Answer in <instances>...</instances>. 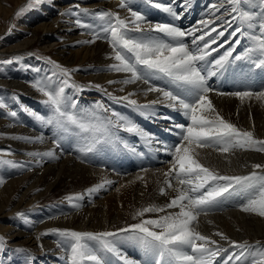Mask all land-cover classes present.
Listing matches in <instances>:
<instances>
[{
    "label": "snow or ice",
    "instance_id": "6c2138e0",
    "mask_svg": "<svg viewBox=\"0 0 264 264\" xmlns=\"http://www.w3.org/2000/svg\"><path fill=\"white\" fill-rule=\"evenodd\" d=\"M44 2L45 0H28L16 15L20 16ZM147 2L169 14L174 21H178L183 14L174 9L176 0H172L170 4H164L161 0ZM180 6L186 9L190 6L189 0H180ZM76 7L78 11L69 9L60 15L74 17L72 22L75 25L91 31L92 39L83 43L107 40L113 53L110 59L115 61L108 69L129 74L121 83L127 85L142 82L147 85L145 95L158 93L159 97L139 104L137 100L131 99L135 93L116 96L105 91V94L117 103L126 102L146 119L172 121L171 127L165 131L175 135L178 142L170 144L160 140L130 117L99 101L94 102L93 108H81L79 98L67 96L65 88L71 86L81 93L85 88L70 84L72 72L47 57L43 59L58 72L45 74L30 83L31 87L46 98L42 103L51 110V115L45 118L33 110L25 108V111L45 126H52L56 130L52 138V144L56 148H60L66 138L77 137L81 157L85 158L98 152V146L104 143H125L120 136L121 130L140 137L149 146V150L171 157L166 161L169 167L162 173L164 180L159 194L167 196L169 190H172L176 195L164 206L151 205L137 210L133 219L140 218L138 223L115 231L50 228L41 235L57 234L63 238L60 246L63 248L66 264H141L119 246L118 242L122 238L134 242L152 255L154 264H217V258L222 253H228L229 249L232 251L223 260V264H264V243L236 241L219 230L211 235L199 230L201 216H208L222 209L237 193L244 194L243 201L237 205L241 212L264 218V163H252V171L247 175H225L203 163L200 158L201 151L206 149L220 154L229 163L230 157L237 151L264 153V140L256 139L252 131H242L225 119L209 98V94L215 92L217 96L235 97L241 102L245 99L264 101V82L257 84L253 81L242 85L243 90L238 88L231 92L217 90L210 83L211 78L224 75L227 68L236 61H247L250 65L249 72L264 69V0H216L208 6L206 17L197 21L198 26L188 29L173 21H153L146 14L134 10L129 0H119V7L127 9L129 18H121L119 13L113 11L89 13L87 9H83L84 13L96 15L104 21V26L99 28L82 20L79 6ZM233 25H236L234 29ZM230 29L232 30L229 32ZM226 33L227 38L221 42ZM244 36H248L250 46L242 54L233 56ZM186 37H191V43L186 42ZM225 45L228 47L225 48ZM220 49H224L222 54H219ZM213 53H218V56L213 57ZM21 60V56H15L0 61V64ZM30 68L31 66H26V70ZM33 70L40 71L38 68ZM155 80L162 81V86L154 83ZM108 83L117 81L110 80ZM91 87L101 88L100 85L90 83L89 88ZM257 87L260 90H255ZM158 104L182 113L187 123H176L173 117L158 113L155 107ZM6 107L4 102H0V109ZM101 109L103 112L99 111ZM8 115L16 118L17 112L9 110ZM11 139L29 143L43 142V137L12 136ZM154 144L157 147L153 148ZM0 153L13 154L11 148L0 149ZM27 155L32 159L25 162L8 159L0 163L32 171L34 166H42L46 157L57 158L54 151H30ZM140 171L143 175H138L136 180L143 181L147 187L146 175L150 169L142 167ZM4 183L5 179L0 177V185ZM105 183L111 185L112 182ZM103 187L104 185H98L88 189L86 194L91 196ZM67 199L73 207L78 208L80 204L77 201H81L83 196ZM168 209L179 211L169 212ZM146 213L163 215L145 219L143 217ZM16 216L27 220L22 212H18ZM208 223L211 224L212 221L209 220ZM213 237H218L219 240ZM221 242H226L228 247ZM5 246V238L0 236V251ZM109 254L116 258L115 261Z\"/></svg>",
    "mask_w": 264,
    "mask_h": 264
},
{
    "label": "bare ground",
    "instance_id": "6f19581e",
    "mask_svg": "<svg viewBox=\"0 0 264 264\" xmlns=\"http://www.w3.org/2000/svg\"><path fill=\"white\" fill-rule=\"evenodd\" d=\"M22 1L0 0L2 17L10 16L14 7H17ZM52 1L51 3L55 5L46 13L55 12L54 19L48 22L46 20L50 18L49 16L42 17L45 12L42 15L39 14L38 17L42 18L39 21L43 20L44 22L42 21L41 24L31 28L30 35L26 38H23V35L20 39L14 34L16 38L13 41L16 43L0 49V56L22 52L26 55L27 60L34 63L40 60L29 55L28 47L33 48L39 45L46 53L54 52L53 57L59 61L58 63L73 68V75L78 84L84 81L86 84L101 86L100 89L95 87L89 89L88 94H96L99 101L102 100L106 103L105 105L116 112L130 117L149 133H154L160 140L168 143L175 142L176 136L165 131L166 128H170L172 121L146 119L126 102L117 103L105 94V91L116 96H123L130 92L135 93L131 99L137 100L139 104L148 103L159 97L158 93L145 95L144 89L147 85L142 82L138 81L135 84L127 85L121 83L129 74L116 73L108 69V66L115 62L110 59L113 53L108 41L99 39L94 43H83L92 39L91 31L80 29L82 31L80 34L73 26L72 21L65 17L62 18L60 15L72 6L60 7L59 5L57 7L62 0H59L60 2ZM161 2L170 4L169 0H161ZM189 2L190 6L185 9L180 6V0H176L173 7L177 12L183 14L178 21H174L173 17L154 8L147 0H129V4L134 10L146 14L149 19L173 21L184 29L198 26L197 21L206 17L208 6L216 0H189ZM82 3L87 5L89 13L113 11L119 13L121 18L130 16L127 9L119 7V0H82ZM145 5L146 8H144ZM46 9L42 7L39 10ZM37 13L39 12L37 11ZM29 14L30 17L28 15L27 19H31L30 23L38 21L37 18L31 16L33 13ZM93 19L89 23L94 24L97 28L104 26V21L98 16ZM235 27L236 25H233V29ZM48 32H52V36H54L53 43H49L53 39H50L51 36ZM227 36L226 33L225 37L221 38V42ZM57 39H61L60 46ZM185 40L191 43V37H186ZM234 40L235 38H233V43ZM249 42L251 41L248 36H244L241 38V44L236 48ZM227 47L228 45H225V48ZM223 51L224 49H220L219 54H222ZM217 56L218 53H213V57ZM16 74H22L24 78L15 79ZM35 79L36 77L29 71L25 74L11 66L0 74V84L8 90L6 95L0 94V102L7 105L6 108L0 109V149L11 148L13 153L12 155L0 154L15 162L32 159L27 155L30 151L41 153L54 151L57 158L46 157L42 166H34L32 171L0 164V177L5 179V183L0 185V236H3L6 241L4 250L0 251L3 253H0V264H66L65 254L60 246L63 238L57 234L41 235V233L47 232L50 228L90 232L115 231L138 223L140 218L133 219L137 210L151 205L164 206L176 195V192L172 190H169L167 196L159 194V188L163 186L164 180L162 173L169 167L166 161L171 157L162 152L149 150V146L144 140L133 136V134L121 130L120 136L125 143H104L98 146L100 149L98 152L90 154L87 158L81 157L78 138L75 136L66 138L62 141L61 147L56 148L52 144L53 133L56 130L51 126H45L30 116L28 111H25V108L33 110L45 118L51 115H49L50 109L42 103L46 98L31 87L30 82ZM262 79L264 81V76ZM110 80L117 81V83L109 84ZM153 82L161 86L163 84L160 80ZM210 83L215 88L214 81L210 80ZM13 89L17 90L16 95L12 92ZM69 90L66 95L75 98L76 95L72 90L76 92V88ZM160 98L162 99V97ZM209 98L225 119L234 123L242 131H252L256 139L264 140V101L245 99L241 102L235 97L217 96L215 92L210 93ZM88 104L89 108L95 107L93 102L89 101ZM155 107L158 113L171 115V117L176 116L181 119L178 123H187L182 113L165 107L164 104H158ZM9 110L16 111L17 117H10ZM166 110L170 114L166 113ZM99 111L103 112L102 109ZM151 120L155 122L153 123ZM12 136L43 137V142L29 143L24 140L11 139ZM153 147H157V145L154 144ZM133 148L135 151H132ZM200 158L203 163L225 175H247L252 171V163H264V153L255 151H237L230 157V163L210 149L202 150ZM120 162L123 163L120 164ZM159 164L160 166H158ZM142 167L150 169L146 175L147 187L144 186L143 181L136 180L138 175H143L140 171ZM106 181H111V185L105 183ZM98 185H104V187L91 196L86 194L88 189L96 188ZM240 194L244 199V194ZM81 195L83 199L77 201L80 204L78 208L73 207L67 199ZM242 201L236 200L234 204L227 202L222 209L214 211L208 216H201L199 230L209 235L219 230L236 241L247 240L249 243L256 241L264 243V218L241 212L237 205ZM168 211L175 212L179 209H168ZM18 212L24 213L27 220L17 218ZM158 215H163V213H146L143 218H156ZM209 220L212 221L211 224L208 223ZM38 236H40L39 240ZM213 238L219 240L218 237ZM118 243L126 250L129 257L140 261L141 264L144 262L154 264V257L147 254L134 242L122 238ZM221 243L228 247L226 242ZM15 246H20L26 251L13 256L11 251ZM231 251L232 249H229L228 253H222L217 258V264L220 263L221 258L225 259ZM5 252L6 254H4ZM109 256L115 261V257H111V254Z\"/></svg>",
    "mask_w": 264,
    "mask_h": 264
},
{
    "label": "rangeland",
    "instance_id": "374dc122",
    "mask_svg": "<svg viewBox=\"0 0 264 264\" xmlns=\"http://www.w3.org/2000/svg\"><path fill=\"white\" fill-rule=\"evenodd\" d=\"M51 2H53V1L52 0H45V2L42 5L36 6V7L32 8V9H28L27 11H25L20 16H17L16 13L18 12V10L21 9L22 7H24L28 3V0H23L17 7H14V11L12 12V14L10 16L4 18L0 14V26L2 27L0 29L1 30L0 31V49H2L3 47H6V46L8 47L9 44L10 45L12 43L15 44L16 42L13 41V39L16 38V36L19 37L20 39H22V36L23 35H24L23 38L28 37L30 35L29 30L31 28L37 26L38 24H41V22L43 21V20L42 21H39L40 19H42L41 17H38L39 14L42 15L45 12V14H43L42 17L44 15L49 16L50 18L48 20H46L48 22L51 21L52 19H54L55 12H48V14L46 13L47 11H50L52 9L51 7H54V5H55V4H52ZM169 2L172 3V1H170V0H169ZM165 4H168V3H165ZM45 5H47V6H45ZM59 5H60V7L67 6V5L68 6H72L69 9H73V11H78V9H75L74 10V8L78 5L79 6V11H80L79 12L80 18L82 20L87 21V22H90L94 17L95 18L97 17L96 15L86 14V13H84L82 11L83 9H87V5L85 3H82V0H62V2L57 5V7ZM42 7L47 8V9L46 10H43V11L42 10H39ZM144 8H146V5L144 6ZM37 11L39 13H37ZM29 13H33V15H31V16H33V18H37L38 21L36 20L35 23L34 22L30 23V20L31 19H27V16L28 15L30 17V14ZM63 17L69 19L70 21H73L72 17L69 18V16H62V18ZM64 23H66V22H64ZM73 26L78 30V32L80 34L82 33V31H81V30H83L82 28L78 27L75 24H73ZM48 34H50V36H51L50 39H53V40H50L49 43H53L54 42V36H52V32H48ZM56 41H57L58 45L60 46L61 39H57ZM57 46H56V48H57ZM241 47H242V45H241ZM27 51H28L29 55H31L32 57H34L36 60L38 59L40 61L39 62L32 63L30 60H27L26 55L23 54L22 52H19V53H11L10 55H4V56L2 55V56H0V61L12 59L15 56H21L22 57V60L20 62H14V63H11V64H6V65L0 64V74L1 73H4L5 70H6V68L9 67V66L13 67L16 70L23 71V72H25V74L29 71L34 77H36V79L37 78H40V77H43V76H45V74H49V73H51L53 71L58 72V70L54 69L52 67V65L48 64L43 59L44 57H47V58H50L51 60H53V61H55V62L58 63L59 61L56 60V59H54V57H53V53L54 52H52V54H51L50 51H48L49 53L48 52L46 53L45 50H42L39 47V45H37L36 47H33V48L32 47L31 48L28 47L27 48ZM58 64L62 65L64 68H67V69H69L72 72L70 84L80 85L83 88H85V91H83L82 93L81 92H78L77 90H76V92H75V90H72V92L75 93V95H76L75 98H79V99L82 100V101L80 100V107H82V108H89V106H88L89 105L88 104L89 101L90 102H93V103L96 102V101H99V99H97V97H96L97 96L96 94L95 95H92V94H88L87 93L89 91V89H93V87L89 88V84H86L84 81H82L81 83L79 82V84L76 82V79H75V77L73 75V68H71L69 66H65V65H63L61 63H58ZM26 66H31V68L28 69V70H26ZM37 68L40 69L39 72H36V71L33 70V69H37ZM14 78L15 79H22V78H24V75H22V74H16ZM57 83H58V81H57ZM71 88H74V87H71V86L66 87L65 88V94L66 93H69V91H70L69 89H71ZM12 92L14 93V95H16L17 90L16 89H13ZM5 93L7 94L8 93V90L3 85L0 84V94L1 95H6ZM99 102H101L103 104H106L102 100L99 101ZM50 112H51V110H50ZM50 114L51 113H49V115ZM151 122H155V121L151 120ZM51 128H53V127L51 126ZM7 159H8V157H5V155H2L1 156V154H0V161L7 160ZM122 163L123 162H120V164H122ZM0 164H3V163H0ZM160 164H162V163H160ZM160 164L158 166H160ZM12 248H14L11 251V254L13 256H16L17 254H20L21 252H23V251H16V249H22L20 246H15V247H12ZM1 254H3V253H1ZM4 254H6V252ZM9 256H10V254H9Z\"/></svg>",
    "mask_w": 264,
    "mask_h": 264
}]
</instances>
